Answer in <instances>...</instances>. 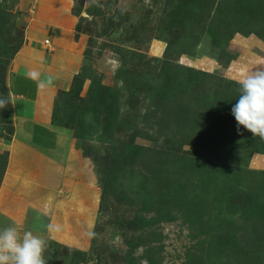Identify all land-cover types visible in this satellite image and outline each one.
Listing matches in <instances>:
<instances>
[{"label": "rangeland", "instance_id": "1", "mask_svg": "<svg viewBox=\"0 0 264 264\" xmlns=\"http://www.w3.org/2000/svg\"><path fill=\"white\" fill-rule=\"evenodd\" d=\"M29 47L66 73L62 179L24 220L0 210V230L45 239L47 264H264V140L231 114L264 70V0H0V192ZM186 108L234 126L187 131Z\"/></svg>", "mask_w": 264, "mask_h": 264}, {"label": "crops", "instance_id": "2", "mask_svg": "<svg viewBox=\"0 0 264 264\" xmlns=\"http://www.w3.org/2000/svg\"><path fill=\"white\" fill-rule=\"evenodd\" d=\"M59 51L63 53L58 50L55 56ZM59 59L61 61V57ZM45 61L35 47L21 50L15 59L10 84L13 134L10 142L2 144L9 161L0 192V210L9 217L18 216L23 220L36 205L31 199L45 196V190L49 191L54 180L55 190L59 191L62 179L58 160L61 134L52 125V100L57 89L65 84L62 76L65 77L66 73L56 69V65L52 68L53 63ZM32 70L39 71L41 78L53 76L54 85L37 88L27 76ZM38 182L41 184L37 185Z\"/></svg>", "mask_w": 264, "mask_h": 264}, {"label": "clouds", "instance_id": "3", "mask_svg": "<svg viewBox=\"0 0 264 264\" xmlns=\"http://www.w3.org/2000/svg\"><path fill=\"white\" fill-rule=\"evenodd\" d=\"M37 88H50L54 85V77L41 78L36 70L27 73ZM239 98L231 108V114L240 127L252 133L253 137L264 140V70L251 71L238 81ZM7 98L0 97V109L7 107ZM94 235L89 233V236ZM47 241L31 231L22 234L15 226H7L0 230V264H47L44 251Z\"/></svg>", "mask_w": 264, "mask_h": 264}, {"label": "trees", "instance_id": "4", "mask_svg": "<svg viewBox=\"0 0 264 264\" xmlns=\"http://www.w3.org/2000/svg\"><path fill=\"white\" fill-rule=\"evenodd\" d=\"M201 77H208V76L205 74H202ZM193 79L196 81V83L194 82L195 83L194 86L197 87L199 85V83L197 82L198 78L196 77V75H193ZM203 81L206 82L208 80H203ZM203 81L200 83L201 86L204 85ZM196 90H198V91H195V93L192 92L191 97H190V101H188V102H190V105H192V103H194L195 98L198 96V93L200 92V86ZM195 95H196V97H195ZM182 110L185 111V109H182ZM185 115H186L187 125H184V126H186L185 128H188L187 131L190 130V132L195 131L197 127H200L201 129H208L209 128L208 133L215 135V131L216 132H218L219 130L222 131V130L227 129V127H229V126H234V122L231 121V119H228L227 115L226 116H223V115L214 116L213 120L210 122V125L207 128H206V126H204L205 123L200 119L201 116L198 113H195L191 109L186 108V114ZM220 118L222 119V122L218 123V120Z\"/></svg>", "mask_w": 264, "mask_h": 264}, {"label": "built area", "instance_id": "5", "mask_svg": "<svg viewBox=\"0 0 264 264\" xmlns=\"http://www.w3.org/2000/svg\"><path fill=\"white\" fill-rule=\"evenodd\" d=\"M49 42H50V40H49V39H47V40H46V44H49Z\"/></svg>", "mask_w": 264, "mask_h": 264}]
</instances>
